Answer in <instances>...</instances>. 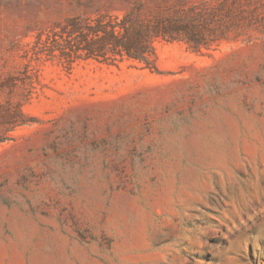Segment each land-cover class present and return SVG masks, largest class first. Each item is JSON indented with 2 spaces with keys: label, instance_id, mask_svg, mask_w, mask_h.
Returning a JSON list of instances; mask_svg holds the SVG:
<instances>
[{
  "label": "rangeland",
  "instance_id": "1",
  "mask_svg": "<svg viewBox=\"0 0 264 264\" xmlns=\"http://www.w3.org/2000/svg\"><path fill=\"white\" fill-rule=\"evenodd\" d=\"M0 264H264V0H0Z\"/></svg>",
  "mask_w": 264,
  "mask_h": 264
},
{
  "label": "trees",
  "instance_id": "2",
  "mask_svg": "<svg viewBox=\"0 0 264 264\" xmlns=\"http://www.w3.org/2000/svg\"><path fill=\"white\" fill-rule=\"evenodd\" d=\"M75 32H79L75 42V50L84 58L106 55L110 52L112 55L117 54L121 58L144 62L145 67L149 68L147 48L149 49L150 44L141 29L123 34L114 27H105L99 21L97 25L88 26L85 30L80 31L75 25L69 36H72Z\"/></svg>",
  "mask_w": 264,
  "mask_h": 264
}]
</instances>
